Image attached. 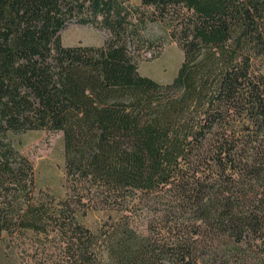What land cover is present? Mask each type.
I'll use <instances>...</instances> for the list:
<instances>
[{
  "label": "trees",
  "instance_id": "obj_1",
  "mask_svg": "<svg viewBox=\"0 0 264 264\" xmlns=\"http://www.w3.org/2000/svg\"><path fill=\"white\" fill-rule=\"evenodd\" d=\"M148 22L183 52L171 83L139 72ZM73 24L108 38L65 47ZM35 131L63 134L81 211L139 209L151 236L32 204ZM50 225L72 264H264V0H0V243Z\"/></svg>",
  "mask_w": 264,
  "mask_h": 264
},
{
  "label": "rangeland",
  "instance_id": "obj_2",
  "mask_svg": "<svg viewBox=\"0 0 264 264\" xmlns=\"http://www.w3.org/2000/svg\"><path fill=\"white\" fill-rule=\"evenodd\" d=\"M127 1L136 8L141 5V0ZM145 35L151 42L150 47L135 53L139 59L140 74L162 84L171 83L183 62L182 50L169 36L167 27L160 22H148ZM107 38L108 34L102 30L76 24L69 26L61 35L65 47H102ZM21 152L35 169V187L31 197V203L35 206L44 204L62 211L70 205L68 210L74 212L77 222L95 234L108 230L114 220L122 219L138 236H151L147 218L139 209L119 215L79 209L66 183L62 133L30 132L22 138ZM71 237L69 229L62 232L53 225L40 232L29 230L4 234L0 243V264H72L75 261ZM102 264H109L106 257Z\"/></svg>",
  "mask_w": 264,
  "mask_h": 264
}]
</instances>
